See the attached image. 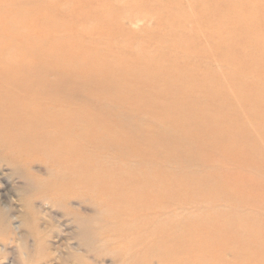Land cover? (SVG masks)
I'll use <instances>...</instances> for the list:
<instances>
[{
  "label": "bare ground",
  "instance_id": "6f19581e",
  "mask_svg": "<svg viewBox=\"0 0 264 264\" xmlns=\"http://www.w3.org/2000/svg\"><path fill=\"white\" fill-rule=\"evenodd\" d=\"M59 1L61 0H15V4L11 7V9H9V13H5L3 16H1V12H0V49L5 46H6L5 48L8 49V51L2 53L3 55H1L0 53V57H1L0 61L1 60L4 61L3 59H8L9 57H14V55L11 56V52L13 51L12 48H14V42L18 40L17 42L20 43L19 39H20V36H22L21 34L24 30H27L29 32L30 38L28 37L25 38L24 36L25 39L24 41L21 40V43L28 44V45L30 44L35 50H39L43 52L45 51L44 49V46H45L48 48V54L50 56L51 53L49 51L53 47L55 48L56 46H58V48L61 47L64 50L62 58L63 59L67 58L69 62L66 63V66L68 67L66 68V70L63 67H58V68H63L67 72L66 74L71 75V72L73 73L77 72L75 70L77 69V67L81 66L82 69L79 70L81 72H78L79 75L74 76L73 79H78V78L85 79V80L93 79L95 82L101 84L103 91H106L105 89H107L109 93H111V98H112L111 101L113 103L120 105L119 104L121 103L120 101H123L125 102V103H122L124 105H120V106L135 104V106L138 109L150 112L148 115L151 117V120L153 119V122L155 125L153 126L151 124L141 123L142 125L141 129L144 131L146 130L149 133L152 131L156 132V134L151 136L152 144L150 145H152V148L142 149L141 147L137 149L138 152H135L134 150V153H136L137 155H142V156L147 155L150 158H156L160 156L158 153L159 152L158 146L161 145V147H163L164 149V147H166L165 142L167 141L173 143L175 142V140L180 139V137L188 138L190 141L188 140L187 143L185 144L176 145L175 148L173 149H175L176 152L178 151L180 154H184L185 152L183 151V149L187 150L186 152H188L189 148L198 147L201 154L200 156L193 157V158L195 160H198L199 163H203V164L205 163L204 166L207 167V172L203 174V177L201 175L199 177L197 176L198 178L197 177L196 178L200 180V177H201V180H203L202 182H205V181L213 182L212 188L214 187V182L216 183L219 180L226 181L225 182L226 184H223V183L221 184L222 181L219 182V184H215L217 188L214 191L219 192V193H216L217 198L215 199H218L219 198L218 195L221 194V195H224L223 197L227 196L228 200L225 199L226 201L230 202L232 199L234 201L233 204H229V203L226 204V206L230 205L227 210V208L223 209L226 207L224 205L223 206L219 205L216 207L212 205L213 202L215 201L213 200L212 204L208 205V207H204L205 211L202 212L199 218L197 216V218L192 219V218H188L189 216H187V213L192 211L197 214L198 212L202 210L203 204L200 203L199 200H198L199 201L198 204L196 203L197 205H194L192 202L191 207L187 205L189 204V202L185 203L189 209L187 208L186 205H184V207H186L185 209L182 208L181 211L177 210L176 212L175 208L180 206V202L178 200L169 199V201L164 202V205L163 203L162 205H160V202L162 201V199L160 202L154 203L152 202L154 199H151L152 201H150V199H148L149 195H145L144 193L133 194V192L124 193L125 191H123L124 194L122 193L121 195L114 196L115 194L111 195L112 193L109 192L110 195L113 196L112 199H110V203L108 204L109 202L108 200L105 201L107 204L101 203L102 200L100 201V203L102 206L105 205V210H106L108 207L107 205H109V207L110 206L112 207V204H111L112 200H113V205L115 202L116 204L115 208L113 207L111 209L112 217H114L115 220L111 221V226L115 227L116 233H114V231H113L114 234L108 233L109 232L107 231L109 228L108 227L106 230L107 231L106 233L98 232V233H93V234L92 233L85 234L83 232H80V230L84 228V227H81L78 229L79 231H77L75 235L79 241L78 243L75 241L78 245V248L84 251L90 250L89 252H91L92 250H94L95 253L98 252L96 255H94V259L97 258L98 260L102 258L105 259V255L109 253V256L112 257V259L113 258L116 259L117 264H257L259 261L258 255L261 256L259 253H252V252L250 253L247 250L249 254L248 252H247L248 255L244 253V256L245 255L247 256L242 257L244 251L241 248L243 247L244 244H246V242H251L250 238L252 236H250V231H248L249 234H247V236L249 235L250 237L249 240L239 238V233L245 229L246 222L248 223V221L250 222L252 221L250 220V217H251L249 215L250 213L248 214L250 210L247 211V214L244 211L243 213H241V214L245 213V215H243L245 217L250 216L249 220H247L245 223L241 222L238 217L233 218L231 216L234 213V211H231V212H228V211L230 209L235 210L239 202L241 203L240 204L241 206L243 204L249 205L251 198H253L254 196L258 197L260 195L264 198V175L259 174V172L264 171V0H62V2L64 3H61V4ZM139 17H143L147 20H151L152 26L149 28H143L139 32H134L128 29L126 23L128 21L129 22L134 21L135 18L137 19ZM19 18H21L20 21L18 20ZM31 20L32 22H30ZM80 22H83V24L85 22L86 24L92 23V26L85 27L86 25L83 26L81 25ZM21 24L25 26L24 28H26L23 31H20L19 29V27L22 26ZM59 34H63V35H59ZM100 38L103 39V42L99 41ZM21 50L24 51V49H21ZM23 54H21L20 57H22ZM52 58L53 57L51 55L50 60H52ZM56 58L57 57H55V59ZM15 64L13 65L15 66ZM213 64L216 65L217 67H213ZM5 77H6L5 75L0 74V81L4 79ZM24 78H25V73L24 72L20 73L19 79L23 80ZM15 89L18 92L17 86H15ZM88 90L90 91V89ZM20 95L25 99H28L29 97L28 99L29 105H27L25 108V111L29 113L31 112V110L33 111L34 106L36 108L37 104L39 106L43 102H47L41 98L35 97L33 94L30 95V92L26 94L21 93ZM68 100H71V99H68ZM44 106L50 107V108L54 107L51 105H44ZM64 108H66V106ZM84 108L88 109L85 106ZM85 109H83V111ZM93 111L96 112V110H93ZM99 112H102V111H99ZM43 114L49 115V117H51L50 116L51 114H54V116L52 115L53 118L54 119L56 118L55 120H59L58 122L61 121L60 124H62V119H64L65 117H68L69 114H73V113H69V112L67 113L61 109H59L58 112L56 113H53V112L49 113L45 110L38 116V118L41 117ZM96 115H98L97 112H96ZM154 117H156V119ZM74 118L75 117H73V119ZM19 119L11 118L5 121H0V133L2 129H7V128L18 126V127H21V130L17 132L16 137L12 135L15 140L17 138V135L20 132H22V135L25 134V132L27 134L28 129L30 130L31 126H28V124H25L24 122L21 123L22 118L20 120ZM38 120L39 119H37V122ZM45 120L47 123V119ZM55 120H52V123L53 121L56 122ZM92 120L89 119L88 124ZM72 121L73 120H70V123L68 122V126L63 125V127L65 128L63 131L64 138L68 139L67 141L71 143V145L68 144L70 147L65 148L66 147L65 146L64 147L65 149H63L64 152L62 151L63 153H68L67 156H69V154L73 156V154L76 153L75 149H77L76 146L80 140L79 132H77V126L80 127V125L71 123ZM93 121H92V124H93ZM156 121L158 122V124H156ZM56 123H54L55 128H58V129L61 128L59 126L60 124L59 123L56 124ZM47 124H49V122ZM47 124H46V127H47ZM105 124L106 125L108 124L107 120L106 122H104V125ZM102 126L103 125H101L100 128H102ZM85 127L86 129L88 128V125L86 126V123H85ZM66 128H69V130ZM146 128H149V129H146ZM105 129H106L104 130L105 132L108 131L107 127ZM161 130H164L165 134L160 135ZM98 131L101 133L99 129ZM94 133L92 132V134L90 135L93 137ZM58 134L60 136V133ZM84 134H86L85 131H84ZM97 134H94V135H97ZM157 135H160V136L155 137ZM115 136L116 135H113L112 137H115ZM139 136L140 135H138V137ZM96 137H99V136L97 135ZM96 137L94 136V138ZM116 137H118V134ZM101 139L103 138L101 137ZM87 140H88V137H87ZM87 140H85L84 142H87ZM103 140H100V141H103ZM97 141L95 140L94 142H97ZM111 142L113 141L111 140ZM91 143H93V141ZM113 143L111 144L113 145ZM98 144L96 146L100 145ZM116 144L118 143L116 142ZM130 144L132 145V143ZM2 145H4L5 147L10 146L13 148L14 142L13 140L5 141ZM63 145L62 146L60 145V146L63 147ZM154 147H158V148H154ZM79 148L80 150H82V145H80L78 149ZM97 148H101V145ZM119 148L121 152L122 148L120 146H115L114 149H119ZM78 149L77 151H80ZM105 149L108 150L107 148ZM54 150H56V148ZM57 150L54 152H58ZM48 151H49V148H48ZM59 152H61V150H59ZM114 152H116V150ZM47 153H50V151ZM61 153L59 154L60 156L63 154ZM87 153L88 152H86L85 155ZM123 153L125 154V151H123ZM127 153L128 152H126V155ZM161 153L162 152H160V154ZM53 154L54 153H52V156ZM79 154H81V151L78 153V155ZM216 154L225 156L228 159L229 164H232V166H228L227 164L223 165V163L222 165L218 164L217 166L216 165L209 166V164L207 163L210 162L209 161L210 159L213 161ZM49 155H50L49 157H52L51 153ZM76 155H74V157ZM85 155L82 154L84 158H86ZM64 156L65 154L63 155V157ZM131 156L133 157V154ZM58 158L60 157L58 156ZM67 158L68 157H65V161ZM56 159H57V156H56ZM72 160L74 161V159ZM88 160L85 161V164L83 163V161L82 162L80 161L83 164L76 162L77 164H79V168H81V171L80 169L73 168V170H71L70 168L69 170H65V174H67L70 170L72 172L75 169V172L76 170H79L80 175H81L82 167L84 165L88 171L89 169L87 167L89 164L91 165V161L89 162ZM87 161L89 162V164ZM57 162H58V159H57ZM86 162L88 164L87 166H86ZM117 162L118 160L116 161V163ZM148 163L149 164H146L144 170H147V166L149 167L150 165L151 167V164H153V163L150 164V161ZM178 163H180L179 160H178ZM125 164L126 163H124L123 165L125 166ZM159 164H157L158 167H155L154 166L155 164H154L153 165L154 168L152 169L150 168V172H149L150 176H153L155 174L153 178L156 176V173L158 175L162 174V173H158ZM81 165L83 166L80 167ZM90 165H89V168H90ZM116 165L118 166V164ZM160 165L162 166V164ZM62 166H59V168L60 167L62 168ZM127 166L128 164L126 165V167ZM251 166L257 168L256 170H260L262 168L263 170L256 171L257 173L256 172L247 173L243 171V169L247 167H251ZM67 167L69 168L68 165ZM70 167H71V164H70ZM119 167L120 166H118V168ZM164 167H162V171L160 170L161 172H164L163 171ZM232 167L238 170L233 172L231 171ZM66 168H63V169H66ZM122 168L123 166L120 168L121 170L120 169L118 170L124 171ZM140 168H143V167H140ZM129 169H132V167H129ZM133 169H135V167ZM59 170H57V172ZM91 170H94V169L92 168ZM101 170L100 172H102ZM166 170H169V168H166ZM166 170L165 172L167 174ZM178 170L180 171V169ZM182 170L184 169L182 168ZM53 171H55V168ZM103 171H106V169H103ZM113 171L115 172V170ZM129 171L130 170H128V172ZM50 173H53V172H50ZM62 173L64 174V171ZM89 173H92V172H88V174ZM144 173L146 176V172ZM180 173L183 174L182 171ZM200 173L202 174V172ZM76 174H73L75 178L77 176ZM119 174L120 173H118L117 175ZM166 174H164V176ZM168 174H170V170ZM83 175H81L82 178H79L80 180H78V176H77L78 182L81 181V179H83L84 177ZM105 175H104V179L106 178ZM117 175L115 177H118ZM148 175L146 176L147 179H148ZM186 175H187V172H186ZM32 176L33 174L31 175V177ZM137 176L138 175L136 174V177ZM164 176L162 177L164 178ZM181 176L182 175H180V177ZM110 177L111 176H109V178ZM157 177L155 179H157ZM168 177L169 176H167V179H164V180H167L166 183L168 182L172 183L173 181H168ZM85 178L87 179L86 176ZM85 178H84V181L86 180ZM109 178L107 176L106 180H108ZM113 178L111 177L109 181L111 180L110 182H112ZM161 178L157 180H161ZM189 178L191 179V177ZM126 179L124 178L123 180H121L118 178V181L121 180V182L119 181L115 183H119L120 185H123V184L128 185L127 183L130 180L127 181ZM67 180L68 179H66V181ZM100 180L101 179H99V181ZM142 180H144V177ZM164 180H161V181L165 183ZM177 180L180 181L181 179H177ZM177 180L176 182H178ZM186 180L184 181V183L182 180L181 185H179L180 182L178 184L176 183L177 185H179V186L177 185L176 186L179 187V189L181 188L182 184L183 185L185 184L186 187L189 186L190 184L187 185L188 183L187 184L185 183L187 182ZM194 181L195 180L193 179V182ZM41 182L42 180L39 183L41 184ZM90 182H92V180H90ZM143 182L146 183V181H143ZM147 182L149 181L147 180ZM174 182H175V179H174ZM100 183H102V180L100 181ZM104 183H103V186H104ZM107 183H106V186H108ZM160 183L158 186L161 185ZM119 184L117 185L119 186ZM134 184H136V182H134ZM58 185L61 187L63 186L62 183L61 185L60 184ZM113 185H112L113 187L111 186L112 188L115 187L114 182H113ZM65 186L66 185L64 184V187ZM90 186L92 187V185ZM106 186L104 188L101 187L100 191H105ZM166 186L168 187V185L165 184L164 186L167 189ZM190 186H193V185H190ZM203 186L205 187L207 185H203ZM61 187L57 190L58 192L60 189H62ZM109 187L110 186H108L107 190L111 189ZM155 187L157 186H153V187L151 186L149 188L151 189ZM177 187H176V190H178ZM200 187L202 188V186ZM31 188L33 187L31 186ZM119 188L117 187L116 189H119ZM173 188H175V186ZM193 188L195 189V187ZM193 188H192V191H190L191 193L194 192ZM158 189L159 188H157V190ZM182 189L184 188L182 187L180 191ZM198 189L199 191L202 190L197 187L195 191L196 190L198 191ZM210 189H211V186H210ZM41 190L39 189V191ZM107 190H106V195H104L106 197L109 194ZM154 190H156V188ZM159 190L158 192L160 193L161 190L160 191ZM186 190H190V189H186ZM19 191L21 190L19 189ZM46 191L47 190H45V192ZM100 191L98 190V194ZM116 191H113V193ZM148 191H151V190L147 189V192ZM163 192L164 190L161 191V194ZM154 193H157V191L156 192L154 191ZM26 194L28 195L29 193H26ZM116 194L118 193L116 192ZM193 194L194 193H192L191 195ZM206 194L207 192H205V195ZM211 194H208L210 196V200H208V202L210 203H211ZM199 195L201 196L200 193ZM155 196L160 197L157 194ZM188 196L186 198H188ZM209 196H205V197H209ZM30 197H31V194H30ZM82 197L83 196L81 195V198ZM47 198L49 197L47 196ZM109 198L110 197L108 195L107 199ZM189 198L191 199L190 196ZM179 200H181V198ZM235 200L238 201V204L237 202H235ZM217 203L215 205H217ZM263 206H264V203H263ZM102 209H104V207ZM164 209H165L164 212L161 211ZM157 212H160V215L162 216V218H160L159 221L155 222L156 226H154V228L150 227V225L148 227L147 224L150 221L149 219L150 215L153 216V215L159 214ZM236 212H239V210ZM108 214H110V212ZM186 216L188 219L186 218L185 220L182 219ZM263 216L262 218H264ZM157 218L158 217H156V219ZM236 218L238 219L236 220ZM243 219L242 221L245 220ZM256 219H258V217H255V220ZM87 220H89V218ZM154 221L156 220L154 219ZM252 222L251 224H253L255 221L253 223ZM98 223L100 224V221ZM256 223H257V220H256ZM89 224H90V220H89ZM95 224L96 223H94L93 225ZM248 225L249 223L247 224V226ZM252 226H255V225H252ZM96 227L99 229L102 226L98 227L96 224ZM255 227L254 229H256ZM45 234L48 237L50 236L49 232ZM241 235L242 234H240V236ZM83 236H84L83 239L85 240H82ZM247 236H243V237L246 238ZM37 237H38V234H37ZM263 239H260V240L263 241ZM70 240H72V238ZM258 242L255 241V243H258ZM63 243L64 242H62V244ZM249 244L247 246H249ZM255 245L256 246H253L252 249L254 247L258 248L259 244L258 245L255 244ZM261 246H264V245H261ZM72 247L74 248V246ZM94 248H97V250L99 251L101 250V252L107 251V253L101 254L99 253V251H97ZM263 249L264 248H262V252H264ZM40 252L42 253V251ZM24 254L25 253H23V255ZM254 255H256L257 257L256 260H254L255 258L254 259L252 258V256ZM68 256H71V254H68ZM75 257L79 259L78 254H76ZM43 259H39V260L41 261ZM23 260H26V259L23 258ZM62 260H63V257H62ZM262 260L260 259V261ZM51 262H53V260H51ZM94 263H96V261Z\"/></svg>",
  "mask_w": 264,
  "mask_h": 264
},
{
  "label": "rangeland",
  "instance_id": "374dc122",
  "mask_svg": "<svg viewBox=\"0 0 264 264\" xmlns=\"http://www.w3.org/2000/svg\"><path fill=\"white\" fill-rule=\"evenodd\" d=\"M59 2H60V4L64 3V2H62V0L59 1ZM14 4H15V0H0L1 16H3L5 13H9V9H11V7ZM18 20L20 21L21 18H19ZM30 22H32V20ZM151 22H152L151 20H147V19H145L143 17H139L137 19L135 18L134 21H131V22L128 21L126 24H127V28L128 29H130V30H132L134 32H139L143 28L151 27L152 26ZM6 23H8V22H6ZM80 23L83 26L86 25L85 27H87V26L91 27L92 26V23H88V24H86V22L84 24H83V22H80ZM24 27H25L24 25L20 26L19 27L20 31H23L24 29H26ZM21 35L23 37L20 36V39H19L20 43L17 42L18 40L15 41L14 42V48H12L13 51L12 50H11L12 52L10 51L11 52V56L14 55V57H9L8 59H3L4 61H2V60L0 61V74L6 76L4 79H2L0 81V121H5V120L11 119V118H13V119H19V118L21 119L22 118L21 119V123L24 122L25 124H28V126H31V129L30 130L28 129L27 134L25 132V134L22 135V132H20L17 135L16 140L14 139V137H16L17 132L19 130H21V127L15 126V127H12V128L2 129L1 133H0V145H1L0 146V195H1L0 196V264H29V263L30 264H48V262H49V264H53V263L54 264L55 263L56 264L57 263L60 264L61 262H62L61 264H83V263L84 264H98V263L99 264H117L116 259L113 258L114 259L113 260L112 257L109 256V253L105 255V259L102 258V259L98 260L97 258L94 259V255H96L98 252L95 253L94 250L89 252L90 250L84 251V250L78 248L77 243L79 241H78V238L75 235H76L77 231H79L78 229L81 228V227H84V228H82L80 230V232H83L85 234H91V233L93 234V233H98V232L106 233L107 231H109L108 233H110V234L116 233L115 232V227L111 226V221L115 220V218L112 217L111 209L113 207L115 208L116 204L114 202V205H113V200H112V202H111L112 207L111 206L109 207V205H107L108 207L106 206L107 209L105 210V205L102 206L101 203H106L105 201L108 200L109 201L108 204H109L110 203V199H112V197H113L111 195H113V194H115L114 196L121 195L123 193V191H125L124 193L133 192V194L144 193L145 195H149L148 199H150V201H152L151 199H154L152 201L154 203L160 202L161 199H162V201L160 202V205H162V203L164 205V202L165 201H169V199L178 200L180 202V206L175 208L176 212H177V210L181 211L182 208L185 209L186 208V207H184V205H186L185 203L189 202V204H187V205L191 207L192 206V204H191L192 202H193L194 205H197L198 202L200 201V203L203 204V208H202V210L200 212H198L197 214L192 212V211L187 213V216H189L188 218H192V219L197 218V216L199 218L201 216L202 212L205 211L204 207H208V205L212 204L213 200H215V201L213 202L212 205H214L215 207L219 206V205L226 206V204H228V203L229 204H233L234 203L233 199L231 200L232 203H231V201L230 202L226 201V200H228L227 196L223 197L224 195H221V194L218 195V197H219L218 199H215V198H217L216 197V195H217L216 193H219V192L214 191L217 188L215 184H219V182H221V181H222L221 184L222 183L226 184L225 183L226 181L219 180L216 183L214 182V187L212 188L213 182H210V181L202 182L203 180H201V177H200L201 181L197 179L201 175L203 177V174H205L207 172V167L204 166L205 163L204 164L203 163H199L198 160H195L193 158V157H198L201 154V152H200L198 147H196V148L191 147V148L188 149V152H186L187 150L183 149V151L185 152V153L183 152L184 154H180L178 151L176 152L175 149H173V148H175L176 145H181V144L187 143V141L189 140L188 138L180 137V139L175 140V142H173V143L167 141V142H165L166 143V147H164V149H163V147H161V145L158 146L159 148L158 147H154V148H158V150H159L158 153L160 155L159 157H156V158H150V157H148L145 154H144L145 156H142V155H137L136 153H134V150H135V152H138L137 149L141 148V147H142V149L152 148V145H150V144H152L151 143V138H152L151 136L156 134V132L152 131V132L149 133L148 131H146V130L144 131V130L141 129V127H142L141 123H144V124L147 123V124H151L153 126L155 125L154 122H153V119L151 120V117L148 115L150 112L138 109L135 106V104L126 105V106H120V105H124V104H122V103H125L123 101H120L121 102V103H119L120 105L113 103L111 101V99H112L111 98V93H109V91L107 89H105L106 91H103V89L101 87V84L95 82L93 79H91V80H85V79H80V78L73 79L74 76L79 75L78 72H81V71H79V70L82 69L81 66L77 67V69L75 70L77 72H75V73L71 72V75L70 74H66L67 72L65 70H66V68H68L66 66V63H68L69 60H67V58L66 59L62 58L64 50L61 47L58 48V46H56V48L53 47L49 51L51 53L52 57H53L52 60H50L51 55L49 56L47 47L44 46V49H45V51H43L44 53L42 51L35 50L30 44L28 45V44H22L21 43V40L24 41V39L26 37L30 38L29 37V35H30L29 32L27 30H24ZM59 35H63V34H59ZM24 36H25V38H24ZM99 41L103 42V39L100 38ZM93 43H94V41H93ZM5 47L0 49L1 55H3L2 53L8 51V49H6ZM21 49H24V51H22ZM46 49H47V51H46ZM53 50H55V51H53ZM56 50H57V52H56ZM21 54H23L22 57H20ZM25 54H26V56H25ZM55 57H57V58L55 59ZM48 58H49V60H48ZM0 59H1V57H0ZM55 61H57V62H55ZM13 62H15L16 64L13 63ZM12 63L15 64V66ZM58 67H63L65 70L63 68H58ZM213 67H217V66L213 64ZM22 72L25 73V78H24L25 80L24 79L23 80L19 79V74L22 73ZM27 73H28V75H27ZM15 86H17L18 92L16 91ZM88 89H90V91ZM29 92H30V95L33 94L35 97L41 98L44 101H47V102H43L39 106L37 104L36 108L34 106L33 111L31 110L30 113L25 111L26 106L29 105V100H28L29 97H28V99H25V98H23L20 95L21 93L26 94V93H29ZM68 99H71V100H68ZM64 104H65L66 108H64L65 107ZM44 105H51V106H54V107L50 108V107H45ZM84 106L86 108H88L89 110L85 109ZM51 109H52V111H51ZM59 109L65 111L67 113L68 112L69 113H73V114H69L68 117H65L64 119H62V124H60L61 121L58 122L59 120H55L56 118L55 119L53 118L54 114H51L50 115L51 117H49V115L43 114L41 117L38 118V116L45 110L47 112H49V113H52V112L56 113V112H58ZM83 109H85V110L83 111ZM93 110H96L98 115H96V112L93 111ZM16 111H18V112H16ZM78 111H79V113H78ZM87 111H88V113H87ZM99 111H102L103 113L99 112ZM89 113H90V115H89ZM104 113L106 114V116H105ZM74 115H76V116H74ZM31 116H32V118H31ZM73 117H75V118L73 119ZM50 118L52 120H55L56 122H58L60 124L59 126L61 128H59V129L55 128L54 123H56V122L53 121V123H52V120ZM154 118L156 119V117H154ZM37 119H39L38 122H37ZM42 119H44V120H42ZM45 119H47V123L49 122V124L46 123ZM89 119L90 120H92V119L94 120V121L92 120L93 124H92V121L89 122V124H88ZM34 120H36V121H34ZM70 120H73L71 123H74L76 125H80V127L77 126V132H79L80 140L81 139L82 140L81 141L79 140V143H77V146H76L77 149H78V147L80 145H82V150H80L81 147L78 149V150L81 151V154H79V155H78V153L80 151H77V149H75L76 147L74 148L76 150V153H74V154L72 153L73 156L71 154H69V156H67L68 153H63L64 152L63 149L70 147L68 144L71 145V143H69L67 141L68 139L64 138V133H63V131L65 129L63 127V125H67L68 126V122L70 123ZM106 120H107L108 124L104 125V122H106ZM75 121H76V123H75ZM85 121H87V122H85ZM83 122L86 123V126L88 125L87 129H89V130L86 129L85 123H83ZM33 123H34V125H33ZM58 123H56V124H58ZM46 124H47V127H46ZM156 124H158L157 121H156ZM101 125H103L104 127L102 126V128H100ZM95 126H97V127H95ZM106 127H107V129H108V127H109V129L110 128L111 129L110 130L108 129V131L105 132L104 130H106L105 129ZM66 129L69 130V128H66ZM96 129H97V131H96ZM98 129L101 131V133L103 134L104 137L98 131ZM146 129H149V128H146ZM160 129H162V128H160ZM57 130H58V132H57ZM84 131H85L86 134L87 133L88 134L87 135L84 134ZM90 131H91V133H90ZM41 132H42V134H41ZM92 132L93 133L95 132L94 134L99 133V134H97L99 137H96L97 135H94V134H93V137H92L90 135V134H92ZM58 133H60V136H59ZM83 134L86 135V136H84ZM117 134H118V137H116ZM163 134H165V131L161 130L160 131V135H163ZM12 135H14V137ZM88 135H90V136H88ZM113 135H116V136L112 137ZM138 135H140L139 136L140 138L138 137ZM160 135H157L155 137H158ZM61 136H63V137H61ZM81 136H82V138H81ZM94 136L96 138H94ZM87 137H88V140H87ZM101 137L103 139L104 138L105 139L103 140V139H101ZM145 137H146V139H145ZM113 138H115V139L117 138L118 140L116 139L117 140L116 141ZM47 139H49V140H47ZM11 140H13V142H14L13 148L10 147V146H6L5 147L4 145H2L5 141H11ZM85 140H87V142H84ZM95 140L96 141L98 140V141L94 142ZM100 140H103V141H100ZM111 140L113 142L114 141L115 142L113 143V142H111ZM255 140H256V138H255ZM92 141H93V143H91ZM105 141H106V143H105ZM122 141H123V143H122ZM139 141L141 143H143V144H141ZM80 142H81V144H80ZM116 142L118 144H120V145L116 144ZM40 143H42V144H40ZM47 143H48V145H47ZM49 143H51V144H49ZM98 143L101 145V148H97V147L100 146ZM102 143H104V144H102ZM111 143H113V145ZM130 143H132V145ZM97 144L99 146H96ZM147 144H149V145H147ZM60 145L61 146L63 145V147H61ZM25 146H26V148H25ZM104 146H106V147H104ZM115 146H120L122 148V150L125 151V154L123 153L122 150L120 152V148L119 149H114ZM128 146L131 147V148H129ZM48 148H49V151L51 153V156H52V153H54L52 157H49L50 153H47V152H49ZM55 148H56V150L58 149L57 150L58 152H59V150H61V152L63 151L62 152L63 154L61 152H59V153L58 152H54V151H56V150H54ZM105 148H107L108 150H106ZM27 149H29V150H27ZM112 149H113V151H112ZM130 149H131V151H130ZM84 150H86V151H84ZM115 150H116V152H114ZM86 152H88V153L85 155ZM126 152H128L127 155H129V156L126 155ZM160 152H162V153L160 154ZM60 153L62 154L61 156L59 155ZM89 153H91V154H89ZM131 153L133 154V157L131 156L132 155ZM56 154H58V155H56ZM64 154H65V156L63 157ZM76 154L78 155V157H77ZM82 154L85 155L86 158H84V156H82ZM111 154H112V156H111ZM74 155H76V156L74 157ZM88 155H90V156H88ZM117 155H118V157H117ZM134 155H135V157H134ZM176 155H178V156H176ZM56 156H57L58 162H57ZM58 156L60 158H58ZM70 156H72L73 158L70 157ZM81 156H82V158H81ZM105 156H106V158H105ZM109 156H111L112 159ZM65 157H68L66 159V161H65ZM70 158L74 159V161L72 159H70ZM219 158H220V160H219ZM50 159H52V160H50ZM85 159L86 160L89 159L88 161L89 162L91 161V165L93 167L89 164L88 161L87 162L90 165V168H89V165L86 162V166L88 165L87 168L89 169L88 171H87L85 165L84 166L81 165L80 167L83 166L81 175H83V173H84V175H83L84 177H83V179H81V181L78 182V180H80L79 178H82V176L80 175L81 168H79V164H77L76 162H78L80 164H83V163L85 164V161H86ZM171 159H172V161H171ZM226 159L227 158L225 156H221V155H217L216 154V156L214 157V160L212 161L210 159L209 160L210 162L208 161L209 163H207V164H209V166L210 165L211 166H213V165L217 166L218 164L222 165V163H223V165L227 164L228 166H232V164H229L228 159L227 160ZM54 160H55V162H54ZM117 160H118V162L116 163ZM178 160L180 161V163H178ZM72 161H73V163H72ZM80 161L81 162L83 161V163H81ZM149 161H150V164L151 163H153V164H151V167H150V165H149V167L147 166V170H148V172H147V170H144V169H145L146 164H149L148 163ZM182 161H183V163H182ZM113 162L115 163V165H114ZM60 163H62V164H60ZM109 163L111 164V166H110ZM122 163L123 164L126 163L125 166ZM159 163L162 164V166ZM70 164H71V167H70ZM116 164H118V166H120V167L118 168V166ZM127 164H128V166L126 167ZM133 164H135V165H133ZM143 164H144V166H143ZM157 164H159V168L161 166L160 169L158 168V173H162V174L158 175L156 173V176L153 178V176L155 174L153 176H150V174H149L150 168L151 169L154 168L153 165L155 167H158ZM62 165H64V166H62ZM67 165L69 166V168L67 167ZM136 165L138 166V168H137ZM59 166H62V168L61 167L59 168ZM122 166H123L122 169L124 171H119L118 169H120ZM91 167L94 170H91L92 169ZM110 167L112 168V170H111ZM129 167H132V169H129ZM134 167H135V169H133ZM140 167H143V168H140ZM162 167H164V170H163L164 172H161L162 171ZM51 168L53 170L55 168V171H53ZM63 168H66V169H63ZM70 168H71V170H73V168L80 169V171L76 170V172H75V169H74V171H72L73 173L70 170L67 174H65V170H69ZM166 168H169L171 175L168 174L169 170H166ZM182 168L184 170H182ZM103 169H106V171H108V172L103 171ZM109 169L111 170L112 174H111ZM178 169H180V171ZM256 169L257 168L251 166V167H247V168L243 169V171H245L247 173H254L256 171L263 170V168L260 169V170H256ZM48 170L50 172H53V173H50ZM57 170H59V171L57 172ZM83 170H84V172H83ZM97 170H98V172H97ZM100 170L102 172H100ZM113 170H115V172ZM128 170H130V171L128 172ZM165 170L167 171V174H166ZM237 170L238 169H235L233 167L231 169V171H233V172L237 171ZM63 171H64V174L62 173ZM178 171H179V173L182 171L183 174L182 173L179 174ZM191 171H193V172H191ZM195 171H197V172H195ZM77 172H79V173H77ZM88 172H92V173L88 174ZM99 172L102 173V174H100ZM104 172L108 176V178H109V176H111L113 178L118 173H120L119 174L120 176L117 175L118 177L113 178L112 182H110L111 180L109 181V179H111V177L108 180H106L107 176L104 174ZM144 172H146V176L149 174L148 175V179L145 176ZM186 172H187V175H186ZM200 172H202V174ZM115 173H117V174H115ZM163 173L166 174V175L164 176ZM174 173H176V174H174ZM32 174H33V176L31 177ZM73 174H76L78 176V180H77V176L75 175L76 176V178H75L73 176ZM103 174L106 177L105 179H104V175ZM136 174L138 175L137 177H136ZM190 174H191V176H190ZM259 174L264 175V171L259 172ZM129 175L132 176V177H130ZM180 175H182V176L180 177ZM85 176L87 177V179L85 178ZM162 176H164V178ZM167 176H169L168 177V181H173L172 183H173V185L175 184L174 185L175 188H173L174 186L172 185L171 182L170 183L169 182L166 183L167 180H164V179H167ZM65 177H66V179H68L67 181H66ZM128 177H129V179H128ZM143 177H144V180H142ZM156 177H157V179H160L162 177L161 180H164L165 183H163V181H161V180L155 179ZM170 177H172L173 179L170 178ZM177 177H179V178H177ZM189 177H191V179ZM33 178H34V180H33ZM41 178H43V179H41ZM84 178L86 179L85 181H84ZM118 178L121 179V180H123L124 178L125 179L127 178L126 180L127 181L130 180V181H128V183H127L128 185H126V184L120 185L119 183H115V182H119V181L121 182V180L118 181ZM72 179H73L74 182L72 181ZM99 179L102 180V183H100L101 180L99 181ZM174 179H175V182H174ZM177 179H181V180L179 181ZM193 179L195 180L194 182H193ZM41 180H42V182L40 184L39 182ZM62 180H64L65 183ZM87 180H89V181H87ZM90 180H92V182H90ZM147 180L149 182H147ZM176 180L178 182H176ZM182 180H183V183L186 180L187 182H185V183L186 184L188 183L187 185L190 184V185H193V186L189 185V186L186 187L185 184L184 185L182 184L181 188L183 187L185 189V191H184V189H182L180 191L181 188L179 189V187H177V186L181 185ZM143 181H146V183H144ZM159 181L162 182L164 184V186H165V184L168 185V187L166 186L167 189ZM198 181H200V182H198ZM60 182L63 185L62 187L58 185V184L61 185ZM113 182L115 184V187H114L115 189L117 187L118 188L120 187L119 189H116L119 192L116 191L114 188H112L114 186ZM134 182H136V184H134ZM103 183H104V186H103ZM106 183H107L108 186H110L109 188H111L110 189L111 191L107 190L108 186H106ZM159 183L161 184L160 186H158ZM176 183L177 184L179 183V185H177ZM37 184H39V185H37ZM64 184L66 185L65 187H64ZM117 184H119V186ZM146 184H148V185H146ZM149 184H151V185H149ZM55 185H56V187H55ZM57 185H58V187H57ZM90 185H92L93 188ZM98 185H100V186H98ZM203 185H207V186L204 187ZM31 186L33 188H31ZM105 186H106L105 189L107 190V192L108 193L109 192L112 193L111 195H110V193L109 194L107 193L109 195V197H110L109 199H107L108 195H107V197L104 196V195H106V190L105 191H100L101 187L104 188ZM128 186H129V188H128ZM151 186L152 187L153 186H157V187H155L156 190H154L155 188H151L150 189L149 187H151ZM200 186H202V188ZM210 186H211V189H210ZM20 187H22L23 189L20 188ZM60 187L62 189H60L59 192H58L57 190ZM96 187H98V188H96ZM144 187H145V189H144ZM176 187H177L178 190H176ZM193 187H195V189H197V187H198V188H200L202 190L199 191V189H198V191H199L198 192L197 190L195 191V189ZM37 188H38V190H37ZM126 188H128V189H126ZM146 188L151 190V191L147 192ZM157 188H159L161 191L164 190V192L162 193L164 196L161 194V191L159 189L158 190L160 191V193L158 192ZM168 188H169V190H168ZM192 188L194 190V192H192V193H194L193 195H191L192 193L190 192V191H192ZM19 189L21 191H19ZM39 189L40 190L42 189V190L39 191ZM94 189H95V191H94ZM97 189L101 193L99 192V194H98V190ZM152 189L155 192L157 191V193H154V191ZM186 189H190V190H186ZM45 190H47V191L45 192ZM141 190H142V192H141ZM30 191H32V192H30ZM113 191H116L118 194H116V192L113 193ZM178 191L181 194L183 193L182 195H184V196L186 194L187 195L184 197ZM186 191H187V193H186ZM24 192L29 193V194L27 195ZM44 192H45V194H44ZM166 192H168V193H166ZM205 192H207L206 195H205ZM176 193H178V194H176ZM184 193H186V194H184ZM199 193L201 194V196L199 195ZM30 194H31V197H30ZM156 194L159 195L160 197L155 196ZM208 194H211V203L208 202V200H210V196ZM81 195L83 196L82 198H81ZM188 195L191 197V199L189 198ZM204 195L205 196H209V197H205ZM47 196L49 198H47ZM162 196H163V198H162ZM187 196H188L189 199L186 198ZM259 196L258 197L254 196L255 198L254 197L251 198L250 204L249 205H244L243 204L242 205L243 207L240 205L241 204L240 202L238 204V201L235 200V202H237L238 206H236L235 210L230 209L228 211V212L234 211V213L231 216L233 218L238 217L241 222L245 223L247 220H249L250 216H251L250 220H252V221L254 220L255 221V222L253 221L254 223L251 221L253 224H251V222L248 221L249 225L251 224L250 226L249 225L247 226L248 223L246 222V224H245L246 227H245L244 230L241 231L243 233H241V232L239 233V238L240 239L249 240L250 237H249V235L247 236V234H249L248 231H250V236L253 237L254 234L256 235V236L254 235L255 238L257 237L256 239L254 237L253 238L251 237L250 238L251 242H246V244H244L241 249L244 251L242 257L247 256L249 254V252L250 253L251 252L252 253H259L261 256L258 255L259 261H258L257 264H259V263L261 264V262L264 261V252H262V248H264V246H261V245H264V242H263L264 241V239H263L264 238V234H263L264 233L263 232L264 231V218H262V216L264 215V206H263L264 198L262 196H260V197ZM28 197H30V198H28ZM149 197H151V198H149ZM221 197H222V199H221ZM156 198H158V199H156ZM180 198H181V200H179ZM45 199H46L47 202L45 201ZM56 199L59 202H57ZM165 199H167V200H165ZM156 200H158V201H156ZM221 200H223V201H221ZM100 201H101V203H100ZM218 201H220L221 203L218 202ZM216 203H217V205H215ZM188 206H187V208H188ZM229 206L230 205L226 206L223 209L227 208V210H228ZM244 206H246V207H244ZM260 206H262V207H260ZM103 207H104V209H102ZM256 207H257V209H256ZM102 210L104 211V213H103ZM238 210H239V212H236ZM248 210H250L248 212V214L250 213L249 214L250 216H246V217L243 216V215H245V213L247 214ZM161 211L164 212L165 209L161 210ZM243 211L245 213L241 214V213H243ZM109 212H110V214H108ZM160 212H157L159 214H156V215H153V216L150 215V217H149L150 221L147 224L148 227H149V225H150V227H153V228H154V226H156L155 222L159 221L160 218H162V216L160 215ZM251 212H252V214H251ZM236 213H237V215H236ZM257 213H259L262 216H260ZM188 214H190V215H188ZM254 214H255V216H254ZM83 216H85V217H83ZM187 216L182 218V219H184V220H185V218L188 219ZM69 217H70V219H69ZM156 217H158V218L156 219ZM232 217H230V218H232ZM243 217H244L245 220L243 219ZM255 217H258V219H259V220L256 219L257 223L259 221H261V222L258 223L260 228H259V226L256 223ZM88 218L90 220V224H89V220H87ZM238 218H236V220ZM154 219L156 221H154ZM242 219L244 221H242ZM97 221L98 222L100 221V224ZM94 223H96L98 227H100V226H102V227H100L98 229L96 227V224L93 225ZM252 225H255L256 227L252 226ZM262 225H263V227H262ZM254 227L256 229H254ZM107 228H108V230H107ZM50 229H52V230H50ZM110 229H112V230H110ZM31 230H32V232H31ZM113 231H114V233H113ZM255 231H256L257 234L255 233ZM47 232L50 233L49 237L46 236V234H45ZM252 233H254V234H252ZM37 234H38V237H37ZM240 234H242V235L240 236ZM243 236H247V237L245 238ZM71 238H72V240H70ZM83 238H84V236L82 237V240H85ZM61 239H62V241H61ZM67 239H69V240H67ZM260 239H263V241L260 240ZM255 241L256 242L259 241V242L255 243ZM62 242H64V243L62 244ZM41 243H43V244H41ZM247 243L248 244L251 243L252 245L249 244V246H247L248 245ZM255 244H257V245L261 244L260 245L261 247L258 245V248L254 247L252 249L253 246H256ZM72 246H74V248ZM41 247H43V248H41ZM259 248H260V250H259ZM73 249H74V251H73ZM94 249L97 250V248H94ZM38 251L39 252L42 251V253H44V254H42L41 252H40L41 253L40 254ZM97 251H99V250H97ZM260 251H261V253H260ZM263 251H264V249H263ZM247 252H248V254H247ZM23 253H25L26 255L25 254L23 255ZM99 253H101V254L102 253H107V251L106 252H101V250H100ZM244 253L247 254V255L244 256ZM65 254H67V255H65ZM68 254H71V256H68ZM76 254H78L79 259L77 257H75ZM55 255H56V257H55ZM39 257H41V258H39ZM62 257H63V260H62ZM80 257H81V259H80ZM23 258L26 259V260H23ZM69 258H71V259H69ZM252 258L253 259L255 258L254 260L257 259L256 255L252 256ZM39 259H43V260L40 261ZM46 259H47V261H46ZM260 259L261 260L263 259V260L260 261ZM51 260H53V262H51ZM28 261H30V262H28ZM95 261H96V263H94ZM262 264H264V262H262Z\"/></svg>",
  "mask_w": 264,
  "mask_h": 264
}]
</instances>
